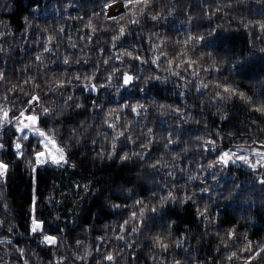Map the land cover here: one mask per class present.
Listing matches in <instances>:
<instances>
[{"label":"trees","instance_id":"obj_1","mask_svg":"<svg viewBox=\"0 0 264 264\" xmlns=\"http://www.w3.org/2000/svg\"><path fill=\"white\" fill-rule=\"evenodd\" d=\"M105 3L112 0H0V32L5 33L0 36V72L5 73V79L0 80V97L8 95L11 100H18L23 96L19 87L14 92L6 91L18 85L31 94L32 85L24 81L35 77L40 85L37 92L45 105L54 102L56 110L61 111L69 93L74 95L70 103L85 105L82 109L64 110L63 116L45 122L48 127H56L57 138L71 152L69 165L40 166L34 181L25 158L12 163L6 183H0V241H11L0 242V264H23V259H28L29 264H57L60 257L66 258V264H80L75 254L82 255L85 249L93 256L118 252L116 264H173L177 259L181 264H212L213 260L216 264H245L248 256L264 245V185L259 182L264 170L253 172L233 166L207 169L216 153L206 152L199 145L212 138L219 151L234 147L264 149V112L255 110L264 105V29L260 27L264 23V0H149L145 14L137 17L139 24L128 25L127 19L143 5L133 7L125 20L119 21L126 25V33L116 42L117 48L112 47L111 38L119 32V25L106 19L104 13L119 12L122 6L116 10L112 3L102 12ZM126 11L124 6L114 16L120 17ZM156 13L160 16L153 21L151 15ZM189 35L204 39L186 43ZM45 45L49 52H44ZM122 50L132 51L146 63L126 56L122 57L124 63L115 60ZM37 55H41V61L36 60ZM65 55L81 62L65 65ZM109 57L113 59L105 65L103 60ZM187 60L196 62L193 67L198 75L191 74L193 69L185 71L182 61ZM177 64L179 68L175 67ZM114 66L119 68L116 76L120 80L114 78L111 88L82 92L76 84L62 93L43 96L48 92V82L64 74H90L99 67L95 83L101 84ZM125 71L140 79L117 92L116 85L122 83ZM156 76L160 79L145 82V78ZM197 82L209 87L197 92ZM217 83L231 85L237 94L229 98L222 88L215 87ZM216 92L224 98H217ZM93 101L104 111L94 107ZM126 101V107H118ZM136 102L145 106L139 114L131 111ZM161 104L166 107L160 108ZM173 108L182 112H174ZM105 118L121 128L130 122L136 143L124 140L118 144V152H144L145 160L133 156L121 162L119 155L112 160L107 156L103 160L95 158L101 149H111L110 137L105 140L103 135L110 132L103 124ZM81 122L89 130L82 133L80 144L69 143V130ZM148 128L153 129L149 138L155 142L148 149H141V133ZM12 131L4 132L6 146L13 138ZM169 133L174 143L165 148ZM197 137L203 139L198 141ZM174 153L179 154V159L173 160ZM161 157L162 164L166 162L169 167L152 168ZM0 158L15 160L10 150ZM72 163L76 166L71 167ZM197 165H204L205 169ZM168 171H175L176 176H166ZM194 174L199 178L187 181ZM173 183L181 194L185 189L195 193L193 199L183 205L169 203L165 215L155 223L149 219V228L127 236L132 247L115 238L119 224L128 219L136 199L151 201L153 192L166 194ZM165 184L168 188L163 187ZM86 185L89 191L85 190ZM202 188L211 191L202 193ZM33 193L37 197L36 215L44 221V231L58 237V246L39 243L41 237L29 235ZM113 204L127 207L113 208ZM206 206L210 223L197 215V210L203 211ZM133 224L130 221L126 226L129 232ZM10 226L12 232L8 231ZM230 229L234 231L231 240L227 236ZM157 233L167 237L166 243L171 245L167 252L153 245L152 237ZM97 237H104V243ZM77 240L81 242L79 247ZM177 241L181 247H176ZM248 241L252 252L243 250ZM97 245L99 254L95 252ZM21 248L23 259L17 251ZM232 252L237 257L228 260ZM91 264H96V260L91 259ZM248 264H264V256Z\"/></svg>","mask_w":264,"mask_h":264},{"label":"snow or ice","instance_id":"obj_2","mask_svg":"<svg viewBox=\"0 0 264 264\" xmlns=\"http://www.w3.org/2000/svg\"><path fill=\"white\" fill-rule=\"evenodd\" d=\"M116 0H112V3H115ZM112 3H105L102 8V12L104 9H108L112 6ZM149 4V0H125V8L128 9L123 15L120 17L115 16H108L107 13L105 14L106 19H110L114 22H116L119 25V32L114 34L112 36V47L117 48L116 42L120 40L121 37H123L126 33V25L120 24V20H125V18L128 16V12L131 11L133 7H136L137 5H143L139 8L138 12H132V18L127 19L128 25H134L139 24L140 20L137 18L138 16H143L145 14V9ZM169 14H171V9L169 10ZM93 15H98L97 13H94ZM160 16V13H156L154 15H151V19L153 21H156L158 17ZM89 27H91V24H89ZM261 29H264V23L260 24ZM94 30V29H93ZM62 31V30H61ZM5 35V33L0 32V36ZM89 41H91V36L87 37ZM51 40V37H49ZM204 37L199 36L193 38L191 35L188 36L187 41H192L194 43H199L202 41ZM72 47H75V45H72ZM153 47H157V45H153ZM2 51V49H0ZM50 49L47 45L44 46V52H49ZM101 52L105 51L104 49H100ZM261 51H264V49H261ZM203 55V54H202ZM210 55V54H209ZM128 57L130 59H135L141 61V63H146L140 56L134 55L132 51L129 50H122L120 51V54L115 56V60H119L121 63H124L122 57ZM113 59V57H109L108 60H103V63L105 65H108L109 60ZM36 60L41 61L42 57L41 55L36 56ZM81 61L79 59H71L69 55H65L63 58V64L70 65V64H79ZM185 63V71L188 69H193L192 75H198V72L194 69L195 61L187 60L182 61ZM85 64H87V60L84 61ZM153 64L156 63V59H153ZM169 65H172V61H168ZM175 67L179 68L180 65L177 64ZM107 71V69H105ZM204 71H208V69H203ZM219 69H217L218 71ZM99 71V67H97L96 71H93L90 74H84L81 75L79 72H76L74 75H67L64 74L60 78H58L55 81H50L48 92L43 93V96H47L49 93H56V92H64L67 90L68 87H71L73 85L78 84L81 88V91H93L98 92L100 89L103 88H111L113 87L112 81L113 79L120 80L119 76H116V73L119 72L118 67H113L112 71L108 73L105 82L101 84L95 83V80L99 77L97 76V73ZM173 75L179 76L180 73L173 72ZM5 79V73L0 72V80ZM140 78L138 76H133L129 74V72L125 71L122 73V83H118L116 85L117 92L121 88H126L134 80H139ZM148 79H160L158 76L156 77H149L145 78V82L148 81ZM181 79H184V77L181 76ZM25 84H31V94L28 92H24L23 86L18 85L14 86L13 88H9L6 91L7 92H14L16 90V87L20 88L21 93L23 96L19 98L16 101H13L9 98L8 95H4L3 97H0V157L8 155L9 150L11 151V155L15 158L14 161L5 160L3 158H0V183H6L8 175H9V169L11 167L12 163H19L21 161L26 160V167H28L31 170V173L33 174V180L35 181V174L37 172V169L40 166L51 164L58 168H63L67 165H69V160L71 156V152L69 149L65 146V144H62L60 140L57 138V129L56 127H48V125L45 123L46 121H52L56 120L57 118L63 116L64 110L75 108V109H82L85 108V105L82 103H75L74 105L70 102L74 100V95L72 93H69L66 98L63 101V105L61 106V111H57L55 104L53 102V105L48 106L43 103V98L39 92H37V89L40 88V85L36 83L35 77H30L24 81ZM134 86V85H133ZM208 84H202L197 82L196 84V90L197 92L200 91L201 88H208ZM217 88H222L224 93H227L229 98L235 94H237V89L232 87L231 85L224 83L220 84L217 83L215 85ZM141 92L144 91L143 88L140 89ZM181 95H184V93H181ZM215 96L217 98L223 99L224 97L221 95V92H216ZM239 96L241 98H245V94L243 92H239ZM26 97V99H25ZM248 102L251 103V98H247ZM128 102H125V105L118 106V107H126ZM93 106L96 108H99L100 111H104V109L96 104L95 101H93ZM145 106L143 104H140L139 102H136L131 105V111L132 113L139 114V109L144 108ZM160 108H165L166 106L161 104L159 105ZM171 107V106H168ZM174 112L180 113L182 112V109L180 108H173ZM256 111L264 112V105L258 106L255 108ZM115 111L109 110L108 114H111V112ZM106 114V115H108ZM118 120L119 117H116ZM221 119H226V116H221ZM181 121H184V117H181ZM103 124L107 127V129L110 130V132H105L104 139L109 140L110 137V145L111 149L108 151H105L104 149H101L99 152L96 153L95 158H99L103 160L105 156L109 160L114 159L116 155H119V159L121 162H126L130 160L133 156H138L141 160L146 159V154L144 152H132L131 154L129 152H124L123 154H120L118 152V144H122L124 140H127L130 143H136V140L133 138V135L131 134L130 130V122L126 123L123 128L120 127L115 122H109L107 118L103 120ZM91 126H89L90 128ZM13 130L12 131V140L10 144L6 146L4 143V136L3 133L6 130ZM89 129L84 127V122H81L78 126H73L69 132H68V142L71 143L72 141H75L76 144H80L82 140L80 139L82 133L87 132ZM100 135V132H97V136ZM153 135V129L148 128L146 133H141V137L144 142L140 144L141 149H148L155 141L154 139L149 138ZM172 133H169V137L166 138V143L164 145L165 148H168L169 145H172L174 142L171 139ZM198 141L202 140L203 138L197 137ZM35 140V142H33ZM92 143L95 145L96 140L94 139ZM31 146L30 148L28 146ZM199 147H202L204 151L206 152H212L216 153L214 159H210L208 161V164L206 166L207 169H213L217 166L221 168H227L230 165L232 166H247L249 169H251L253 172H258L260 169H264V152L258 151L256 149H253L252 152H242L240 148H237L235 151L228 150V151H219L217 147L216 140L212 138H208L203 141ZM184 151H187V146L185 147ZM253 155H255L256 159L253 161L251 158ZM173 160L179 159V154L174 153L173 154ZM163 157H161L159 160H156L155 163L151 165L152 168H156L158 165H161L162 167H169V165L165 162L162 164ZM75 163L71 164V167H75ZM172 168H175V165L171 166ZM200 169H205L204 165H197ZM181 172H183V169H180ZM166 176L175 177L176 172L175 171H168L166 173ZM195 174L192 176L187 177V181H193L198 179ZM213 179H215V175H213ZM261 185H264V175L260 177ZM201 183H203V180H201ZM78 187V185H77ZM163 187L168 188L167 184H165ZM239 187V186H237ZM85 190L89 191L90 189L88 186H85ZM127 191H131L130 189H127ZM202 193L210 192L211 190L209 188H202L200 189ZM195 193H188L187 190L181 194L179 190L176 188L175 183L172 184L170 188H168L166 194L158 195L157 192L152 193L151 201H146L144 199H136L133 202L132 208L133 210L130 212L128 219H125L122 223L119 224V233L116 235V239L119 241H124L125 244H127L128 247H132L131 244H128V241L126 240V237L132 234H136L138 232H142L144 229L149 228L148 221L151 219L153 223H155L159 216H163L166 214V206L169 203L176 204L177 202L181 205L187 203L188 201L192 200ZM36 201L37 197L35 193H33L32 196V204L30 207L31 212V223L29 225V235L32 237L39 236L41 237L39 243L48 245V246H58V237L50 235L44 231V221L38 219L36 215ZM151 202L152 206L149 207V203ZM113 208H121V207H127L126 205H120V204H113ZM198 217H202L206 223H210L208 219V209L207 206L203 209V211L197 210ZM134 222L133 227L131 228V232L127 230V225L129 222ZM3 222L0 221V226H2ZM9 232L13 231V227L8 228ZM59 231H64L63 229H60ZM228 239L231 240L234 236V231L229 230L227 233ZM246 238V237H245ZM97 240L101 243H104V237H97ZM167 237L164 235H161L157 233L155 236L152 237L153 245L155 247H158L161 249L162 252H167L169 247L171 246L169 243H166ZM2 243H8L11 244L10 240H4L0 241ZM77 246L79 247L80 241L77 240ZM181 242H176V247H181ZM225 246L227 247V242H225ZM249 252H252V243L251 241H248L245 245V249ZM242 250V251H243ZM17 251L20 253V259H23L24 256V249H17ZM101 251L100 245H97L95 247V252L99 254ZM219 251V249H217ZM119 253L114 251H107L104 255H97L93 256L92 253L85 249L84 253L81 254H75V260L80 261V264H91V259L96 260V264H105V262H108V264H116V257ZM258 256H264V245H261L258 249L255 250L253 255L248 256L245 264H248L249 261L254 260ZM91 257V259H90ZM237 257L236 252H232L227 259L232 260L233 258ZM60 261H65L66 264V258L60 257L57 261V264H60ZM23 264H29L28 259H23ZM165 264L167 262L165 261ZM173 264H181V261L179 259L175 260ZM212 264H216L215 260H213Z\"/></svg>","mask_w":264,"mask_h":264},{"label":"rangeland","instance_id":"obj_3","mask_svg":"<svg viewBox=\"0 0 264 264\" xmlns=\"http://www.w3.org/2000/svg\"><path fill=\"white\" fill-rule=\"evenodd\" d=\"M114 4V3H113ZM113 6H116L115 8H116V10L120 7V6H124V2H122L121 0L120 1H116L115 2V5H113ZM113 10H109V11H106V12H108L107 14H108V16H114V15H116V14H118L119 12H112ZM121 11H122V9H121ZM3 136H4V133H3ZM237 148H240L241 149V151L242 152H252V150L253 149H256V150H258V151H261V152H264V149H262V148H258V147H234V148H231V149H227V150H225V151H228V150H232V151H235ZM252 159H253V161H255V159H256V157H255V155H253L252 157H251ZM230 166H232V165H230ZM233 167H242V168H244L245 170H248V171H252L251 169H249L247 166H240V165H237V166H233ZM260 170H264V169H260ZM264 175V174H263ZM262 176V175H261ZM260 176V177H261ZM259 181H260V178H259Z\"/></svg>","mask_w":264,"mask_h":264}]
</instances>
